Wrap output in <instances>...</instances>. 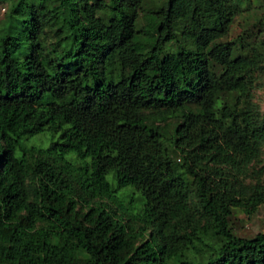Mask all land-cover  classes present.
I'll list each match as a JSON object with an SVG mask.
<instances>
[{"label":"trees","instance_id":"obj_1","mask_svg":"<svg viewBox=\"0 0 264 264\" xmlns=\"http://www.w3.org/2000/svg\"><path fill=\"white\" fill-rule=\"evenodd\" d=\"M7 1L0 264H264V0Z\"/></svg>","mask_w":264,"mask_h":264},{"label":"rangeland","instance_id":"obj_2","mask_svg":"<svg viewBox=\"0 0 264 264\" xmlns=\"http://www.w3.org/2000/svg\"><path fill=\"white\" fill-rule=\"evenodd\" d=\"M151 1H147L145 7L153 8ZM10 6V2L7 0H0V24L6 18V13ZM263 11V10H262ZM243 20L241 17H237L231 26L230 32L227 36L228 39H233L243 32ZM250 28L255 30V34L251 36V41H258L261 37L260 26L255 25L253 21H250ZM257 33V36H256ZM264 35V34H263ZM254 38V39H252ZM43 39L49 45L50 48L56 47L57 36L55 28L52 26L46 27V32L44 33ZM255 99L260 103L261 108L264 110V84L256 86L254 89ZM264 176V145L260 151L259 156L251 163V167L246 177V181H256L258 178ZM30 179L28 180V182ZM36 182H29V187L32 195L34 194V187ZM192 209L197 210L196 203L192 202ZM229 225L232 230L240 236H253L259 231H264V203L260 204L255 211L248 213L241 207H233L229 215Z\"/></svg>","mask_w":264,"mask_h":264}]
</instances>
